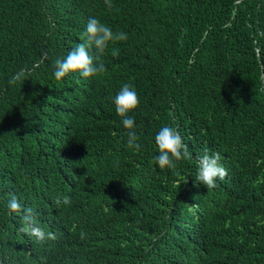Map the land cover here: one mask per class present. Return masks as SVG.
<instances>
[{"label":"trees","instance_id":"16d2710c","mask_svg":"<svg viewBox=\"0 0 264 264\" xmlns=\"http://www.w3.org/2000/svg\"><path fill=\"white\" fill-rule=\"evenodd\" d=\"M111 3L0 0V191L33 167L74 172L81 162L96 179L110 175L103 196L118 212L98 219L100 264H264V0ZM92 17L127 40L109 43L105 73L56 80L55 60L82 42ZM124 83L139 97L129 113L139 151L127 147L113 103ZM165 125L192 153L174 169L154 160ZM101 128L119 132L121 162L103 156ZM205 149L228 171L214 189L195 181ZM195 234L193 245L182 239Z\"/></svg>","mask_w":264,"mask_h":264},{"label":"clouds","instance_id":"9594fccd","mask_svg":"<svg viewBox=\"0 0 264 264\" xmlns=\"http://www.w3.org/2000/svg\"><path fill=\"white\" fill-rule=\"evenodd\" d=\"M104 2L109 9L113 7L111 0ZM126 40L127 33L114 32L97 18H89L82 42L65 58L55 60V79L61 80L73 72L84 78L105 73L107 69L100 58L109 43ZM119 54L118 48L111 50L114 58H118ZM43 58L47 59L46 54ZM21 72L13 75L12 83L2 87L1 93L11 92L12 85L26 69ZM24 81L20 80L17 84L20 86ZM113 98L115 111L128 132L127 147L139 151L141 145L134 131L135 120L129 116L139 105V97L131 84L124 83L117 88ZM98 131L103 156L121 162L119 132L103 128ZM155 144L159 154L154 160L161 169H174L177 162L192 159L189 146L176 128L163 126L155 135ZM209 151L205 149L198 157L199 169L195 181L206 189H214L226 179L228 171L221 164V154H209ZM74 173L76 176H73ZM109 176L98 174L96 179L81 162H77L74 172L68 165L61 172L53 163L45 168L33 167L25 176H18L9 191H0V264H100V245L104 238L103 226H97L98 219L108 222L118 214L112 202L103 196L104 183ZM82 177L95 185L81 183L78 179ZM187 182L186 177L183 183ZM257 222L264 228V219ZM189 232L197 233L191 228H182L185 235ZM182 239L193 245L199 237L195 234ZM177 260L185 264L184 258Z\"/></svg>","mask_w":264,"mask_h":264},{"label":"bare ground","instance_id":"6f19581e","mask_svg":"<svg viewBox=\"0 0 264 264\" xmlns=\"http://www.w3.org/2000/svg\"><path fill=\"white\" fill-rule=\"evenodd\" d=\"M198 244H200V243H198ZM197 245V244H196Z\"/></svg>","mask_w":264,"mask_h":264}]
</instances>
